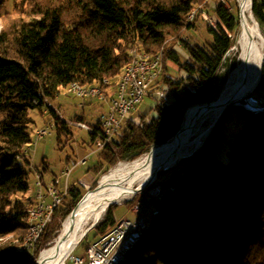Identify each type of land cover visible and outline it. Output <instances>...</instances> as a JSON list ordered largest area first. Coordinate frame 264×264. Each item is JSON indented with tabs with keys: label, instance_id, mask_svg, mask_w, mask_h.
Segmentation results:
<instances>
[{
	"label": "trees",
	"instance_id": "trees-1",
	"mask_svg": "<svg viewBox=\"0 0 264 264\" xmlns=\"http://www.w3.org/2000/svg\"><path fill=\"white\" fill-rule=\"evenodd\" d=\"M6 1L0 0V19L16 11L23 17L0 34V239L14 236L19 243L0 244V264H37V256L53 244L86 191L69 182L34 258L21 249L35 205L28 197L31 171L23 164H31V111L49 112L58 135H71L50 103L62 89L75 82L103 86L108 80L104 88L114 90L132 48L152 56L163 52L165 62L178 70L173 75L166 64L153 88L168 101L147 95L144 100L153 104L129 116L112 145L96 153L91 171L133 162L173 138L189 107L220 96L238 63L228 54L240 17L224 2H215L218 22L209 26L211 41L190 43L184 39L194 27L189 17L208 8L207 0H17L9 13ZM252 12L264 28V0H252ZM179 42L185 56L173 48ZM242 104L254 109L228 107L200 151L162 171L137 196V203L146 200L149 225L120 264H264V68L260 84ZM93 127L101 130L100 123ZM90 136L94 148L96 136ZM46 170L39 172L44 184ZM157 187L159 198L150 194ZM116 207L111 205L81 242L87 249L116 226Z\"/></svg>",
	"mask_w": 264,
	"mask_h": 264
},
{
	"label": "bare ground",
	"instance_id": "bare-ground-1",
	"mask_svg": "<svg viewBox=\"0 0 264 264\" xmlns=\"http://www.w3.org/2000/svg\"><path fill=\"white\" fill-rule=\"evenodd\" d=\"M236 1L240 8V20L234 37L235 44L230 53H235L238 63L229 75L220 97L214 101L216 103L209 107H191L182 118L179 132L173 138L166 143L153 146L149 153L133 162L120 163L103 176L100 185L95 190L88 192L76 208L75 213L69 215L64 221L56 242L41 253L38 264H66L87 228L103 217L108 205L133 199L139 192L153 184L166 167L172 165L170 169L176 168L183 160L190 158L209 136L214 122L228 103L241 99L256 89L261 78L264 60V33L260 23L253 15L252 0ZM197 11L191 13L190 21L194 20ZM131 50L130 63L122 74H127L135 63V54ZM135 53L144 55L145 60L164 57L163 52L152 56L143 52L138 46L135 47ZM158 66H164V58H158ZM107 83L110 81L105 80L103 85ZM117 86H122V79L118 80ZM99 87L84 86L75 82L66 88V92L77 88L84 93H92L98 91ZM113 93V89L105 88V94ZM39 204L40 196L37 195L36 184L35 205ZM28 223L29 231L21 246L22 250L29 248L35 233L33 207L29 210ZM148 225L149 222L145 216L144 226H140L138 232L134 234L132 242L125 246L124 253L118 255L116 264H120L141 240Z\"/></svg>",
	"mask_w": 264,
	"mask_h": 264
},
{
	"label": "rangeland",
	"instance_id": "rangeland-1",
	"mask_svg": "<svg viewBox=\"0 0 264 264\" xmlns=\"http://www.w3.org/2000/svg\"><path fill=\"white\" fill-rule=\"evenodd\" d=\"M16 1L17 0H7L4 8L5 12H13L14 4ZM221 1L224 2L227 9L231 10V12L236 14L238 18L240 17V8L236 0H207V3H210V6L208 8L205 7L203 10L201 9L199 16H196L194 21L191 22L194 24V27L190 31L185 32L184 39L186 41L190 43H204L211 41V37L209 34V26L214 28L218 22V17L213 10L215 6L214 3H219ZM21 8L22 11H26V5H23ZM19 12L22 13L21 11H16L13 17L7 19H0V34L6 28L7 24L13 21V19L22 16V14L19 15ZM261 29L264 33V28L262 26ZM173 48L175 51L185 56L181 42L175 44ZM234 57L237 58L235 53L232 52L228 54L229 60L233 59ZM166 64H169V66H167ZM166 66L169 68L170 72L173 75H176L178 69L175 64L167 63L164 60V69L166 68ZM228 71L229 68L228 66H226L223 69V75L227 74ZM230 74L231 72H229L228 77ZM50 103L52 107L58 112L57 114L61 116L62 119L68 124V127L71 130V135L59 136L57 129H53L50 131L51 135H47L46 137L38 140L36 132L38 130L45 129L47 125L52 121L53 117L49 113H42L39 110L31 111L30 115L34 119L35 125L33 132L34 141L29 146V154L27 156L31 163L30 166H28L23 161V164H25L26 168L31 171L29 181L31 189L28 194V197H31L35 200L37 183L36 177L39 172H43L44 168L47 167L45 181L48 182L51 178L56 177L64 179L65 171L68 166L72 169L70 185L79 183L78 186L84 189V191H86V195L88 192L95 190L100 185L103 176L108 174L113 168L118 166L120 163H128L120 162L110 169H107V166H102L99 168V170H95L96 172H92L91 168L95 166V161L98 157L97 154H94L92 156H89V162L87 164H79L81 160L85 159L88 155H90L93 150V146H91L92 143L90 132L88 130L79 128L77 126V123L84 122L89 126L97 125L101 122V116L107 113L108 105L99 101H93L90 99L84 100L76 96L68 95L66 89H62L60 95L56 99L52 100ZM149 104H153L152 100L145 99L144 102L138 107V109L143 110L145 106ZM251 108L254 109L253 107ZM80 118H82V121H79ZM145 190L139 192L131 200H125L121 203L116 204L117 207L115 208V216L118 221H122L123 219H136V214L134 212L135 208L142 200H144L141 199L140 202L137 203L136 198L137 196L144 193ZM154 190L155 188L150 190L151 195H154L156 193V191ZM106 212L104 213L101 220L104 218ZM56 239L54 240L53 244L56 242ZM88 240L92 242L93 235H91ZM81 242L76 247L70 258L66 261V264H74L72 257H87V245L84 244L85 241L82 244ZM18 243L19 241L15 239L14 236H9L0 239V244L4 246L16 245ZM45 249H43L40 252L39 256H37V264L41 253ZM34 252H31L32 258H34Z\"/></svg>",
	"mask_w": 264,
	"mask_h": 264
},
{
	"label": "built area",
	"instance_id": "built-area-1",
	"mask_svg": "<svg viewBox=\"0 0 264 264\" xmlns=\"http://www.w3.org/2000/svg\"><path fill=\"white\" fill-rule=\"evenodd\" d=\"M131 52L135 54V63L131 66V70L127 74H121L119 79H122V86H117L113 94H105L104 86H108L110 83L100 86L98 91L92 93H84L83 91L77 90V88L67 92L68 95L76 96L84 100L99 101L108 105L107 113L101 116V130H97L84 122L77 123L79 128L88 130L96 136L92 152L85 159L81 160L79 164H87L89 162V156L112 145L113 140L122 130L126 120L138 108L147 95L154 94L164 101H168V97L164 92L153 88L164 72V66H158V58L164 57L145 60L144 55H137L135 53V47L132 48ZM53 129H57V124L54 120L45 129L36 132L37 139L40 140L47 135H51L50 131ZM71 174L72 169L68 166L64 179L56 177L50 184H44L40 175H37V195L40 196V204L33 206L35 233L32 237L31 245L26 249L29 253L34 252L43 235L44 229L52 220L53 212L67 196ZM155 195L158 196L159 194L156 193ZM134 212L136 219H123L122 221H118L116 226L108 234L89 246L87 249V257H72L73 263L116 264L118 255L124 253L125 246L129 242H132V238L138 232L140 226H144V218L147 216L145 202L141 201Z\"/></svg>",
	"mask_w": 264,
	"mask_h": 264
},
{
	"label": "water",
	"instance_id": "water-1",
	"mask_svg": "<svg viewBox=\"0 0 264 264\" xmlns=\"http://www.w3.org/2000/svg\"><path fill=\"white\" fill-rule=\"evenodd\" d=\"M263 68H264V60H263V65H262V71H261V77H262V72H263ZM260 82H261V78H260V81H259V83H258V85L260 84ZM257 88V87H256ZM255 91V90H254ZM254 91L252 92V93H250V94H246L243 98H241V99H237V100H234V101H231V102H229L228 103V105L225 107V110L228 108V107H230V106H232V105H234V106H244L245 108H247V109H250V110H252V108H251V106L250 105H243L242 104V101H244V100H246L250 95H252L253 93H254ZM222 93V92H221ZM221 95V94H220ZM220 97V96H219ZM218 97V98H219ZM217 98V99H218ZM216 102H214V101H210V102H206V103H204V104H199V105H195L194 107H196V106H204V107H209L210 105H213V104H215ZM247 106H249V107H247ZM191 107H193V106H191ZM191 107H189L185 112H184V115H183V117L185 116V114H186V112L191 108ZM225 110L218 116V118L216 119V121L214 122V124H213V126H212V129H211V132H212V130L214 129V127L216 126V124L218 123V121L220 120V118H221V116L223 115V113L225 112ZM182 117V118H183ZM182 118H181V120H182ZM181 120H180V122H181ZM179 128H180V123H179ZM179 128H178V130H177V132H176V134L179 132ZM175 134V135H176ZM211 134V133H210ZM210 134H209V136H210ZM208 136V137H209ZM208 137L204 140V142L202 143V145H201V147L199 148V150L198 151H200V149L202 148V146L204 145V143L206 142V140L208 139ZM197 151V152H198ZM196 152V153H197ZM194 155V154H193ZM192 155V156H193ZM191 156V157H192ZM172 167V165L171 166H168V167H166L165 169H164V171H167V170H171L170 168ZM173 169V168H172ZM147 189V188H146ZM154 191H156V193H158L159 195L158 196H156L155 194L153 195L154 197H156V198H159L160 197V188H155V190ZM87 195V194H86ZM85 195V196H86ZM84 196V197H85ZM83 197V198H84ZM83 198H82V200H83ZM81 200V201H82ZM80 201V202H81ZM142 201H144L145 202V206H146V200L144 199V200H142ZM80 202L78 203V205L80 204ZM113 204H115V203H112V204H110V205H108L107 207H106V209H105V212L108 210V208L111 206V205H113ZM78 205H77V207H78ZM76 207V208H77ZM76 208L72 211V213L70 214V215H73L74 213H75V210H76ZM104 212V213H105ZM146 214H147V206H146ZM147 219H148V216H147ZM101 220V219H100ZM100 220H97V221H95V222H93L92 224H91V226L86 230V232L84 233V235H83V237L81 238V241L83 240V238L88 234V232L90 231V230H92L93 228H95L97 225H98V223L100 222ZM80 241V242H81Z\"/></svg>",
	"mask_w": 264,
	"mask_h": 264
},
{
	"label": "crops",
	"instance_id": "crops-1",
	"mask_svg": "<svg viewBox=\"0 0 264 264\" xmlns=\"http://www.w3.org/2000/svg\"><path fill=\"white\" fill-rule=\"evenodd\" d=\"M51 106H52V105H51ZM45 112H46V113H49V112H47V111H45ZM56 112H57V111H56ZM57 113H58V112H57ZM58 116H59V115H58ZM59 117L62 119L61 116H59ZM52 120H53V119H52ZM62 121H64V120L62 119ZM64 122H65V121H64ZM53 179H54V178H51L50 181H48V182L45 181V183H46V184H50L51 181H52Z\"/></svg>",
	"mask_w": 264,
	"mask_h": 264
}]
</instances>
